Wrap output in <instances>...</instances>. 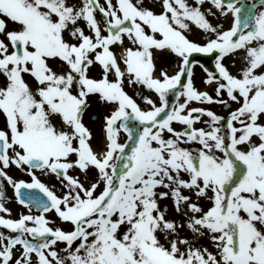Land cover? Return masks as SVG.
Masks as SVG:
<instances>
[{
	"label": "snow or ice",
	"instance_id": "obj_1",
	"mask_svg": "<svg viewBox=\"0 0 264 264\" xmlns=\"http://www.w3.org/2000/svg\"><path fill=\"white\" fill-rule=\"evenodd\" d=\"M0 264H264V0H0Z\"/></svg>",
	"mask_w": 264,
	"mask_h": 264
},
{
	"label": "rangeland",
	"instance_id": "obj_2",
	"mask_svg": "<svg viewBox=\"0 0 264 264\" xmlns=\"http://www.w3.org/2000/svg\"><path fill=\"white\" fill-rule=\"evenodd\" d=\"M170 64H171V66H174V64H172V62L170 61ZM172 71H174V70H170V72H172ZM195 73V75H194V80H195V83H196V86L197 87H199V88H201V89H204V85L201 83V80L203 79V77H204V72H203V70L202 69H196V71L194 72ZM207 90H209V91H211L210 89H207ZM130 94H131V92H130ZM139 102V101H138ZM214 110L215 111H218V108L217 107H214ZM11 174L13 175V176H15V177H22V174H18L17 176L15 175V173L12 171L11 172ZM170 203V202H169ZM10 209H11V211L13 212V213H16L17 211H16V208L14 207V205H12L11 203H9L8 205H7Z\"/></svg>",
	"mask_w": 264,
	"mask_h": 264
}]
</instances>
